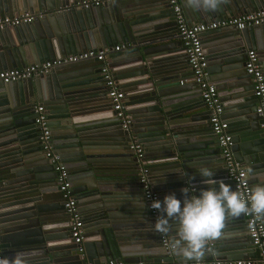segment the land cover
Masks as SVG:
<instances>
[{
  "label": "water",
  "instance_id": "1",
  "mask_svg": "<svg viewBox=\"0 0 264 264\" xmlns=\"http://www.w3.org/2000/svg\"><path fill=\"white\" fill-rule=\"evenodd\" d=\"M80 0H0V16L38 13L29 23L0 29V70L54 60L86 49H110L105 61L123 91L130 118L121 127L106 96L95 60L53 66L47 72L4 83L0 80V246L3 257L22 254L26 264H80L109 259L126 263L226 264L258 251L247 237L243 215L229 218L225 238L211 242L201 261L170 250L176 224L162 246L153 230L140 168L163 202H183L208 187L198 171L232 187L208 121L209 111L191 80L167 0H108L81 7ZM187 22H205L264 10V0H228L214 12L194 11L179 0ZM211 32L207 77L229 117L232 155L251 188L264 184V136L256 98L244 72L245 53L254 49L264 75V21L243 29ZM188 68V70H187ZM47 119L52 151L67 170L70 193L82 220L80 243L70 236L69 215L57 199L54 164L38 139L35 106ZM142 147L140 158L128 147ZM78 247L82 251H78Z\"/></svg>",
  "mask_w": 264,
  "mask_h": 264
},
{
  "label": "built area",
  "instance_id": "2",
  "mask_svg": "<svg viewBox=\"0 0 264 264\" xmlns=\"http://www.w3.org/2000/svg\"><path fill=\"white\" fill-rule=\"evenodd\" d=\"M108 0H80L77 4L81 7L99 6ZM172 16L173 23L176 29V36L180 40L184 53L187 58L188 67L192 73L191 80L199 89V96L204 104V107L209 111V126L216 138L222 160L225 164L226 175L231 180L233 189L239 191L241 195H246L251 191L248 178L245 175L246 170L240 166L234 159L231 146V135L227 131V123L221 118L222 106L216 94L215 85L212 84L207 77V60L202 48L200 34L205 31L222 28L233 27L235 29H243L247 26H255L264 21V10L255 12L243 13L233 17H226L218 20H210L205 22L189 23L186 20L184 11L179 0H167ZM38 13L24 11L15 15L0 16V29L8 26H16L21 23L31 22ZM123 45H115L110 51H117ZM108 49H86L79 53H74L69 56H64L54 60H45L38 63L27 64L21 67L6 68L0 70V80L4 83L28 78L32 75L47 72L53 66L61 65L69 62H77L82 60H95L100 64V74L106 86V96L111 104V109L114 111L115 117L120 121L121 127L127 129L130 124V118L124 110L123 97L124 93L118 87L117 83L110 72V69L105 61ZM244 72L249 76L252 84L253 94L256 98L255 113L260 118L259 127L264 136V75L258 62V56L254 49H249L245 53ZM36 117L35 123L40 127L38 139L44 149V154L54 164V170L57 171V184L60 198L63 203L65 212L69 215L70 220V236L74 243H80L82 235V220L75 208V201L70 193L69 181L67 180V170L63 163L59 161L58 154L52 151V146L49 141V131L47 127V119L41 105L35 106ZM136 158H140L142 147L135 142L128 146ZM145 169L140 168L139 182L143 190L144 200L147 204V209L150 217L155 224L156 218L161 213L150 207L153 200H158L156 194L150 189L149 182L146 178ZM246 234L252 245L258 251L257 261L259 264H264V221L262 218H257L254 215H243ZM159 236L162 246L168 247L169 240L167 235L156 232ZM78 251H82L78 247ZM0 257H3V250L0 246ZM226 264H252L253 259L247 257L238 260H226ZM217 264L220 261H216ZM80 264H95L84 261ZM96 264H161L160 262H144L126 263L118 260L109 259Z\"/></svg>",
  "mask_w": 264,
  "mask_h": 264
},
{
  "label": "clouds",
  "instance_id": "3",
  "mask_svg": "<svg viewBox=\"0 0 264 264\" xmlns=\"http://www.w3.org/2000/svg\"><path fill=\"white\" fill-rule=\"evenodd\" d=\"M228 0H185L186 6L194 11L214 12ZM207 179L204 183L218 185L208 187L198 195L189 196L188 189L183 202L175 194H168L163 202L153 200L150 207L159 211L153 230L167 235L176 224V233L170 242V250L185 260L201 261L209 251L211 242L225 238L226 222L229 218L254 215L264 219V184L254 186L246 195L223 180L213 179V169L202 166L198 169ZM251 174V169L245 175ZM0 264H26L22 254L14 257H0Z\"/></svg>",
  "mask_w": 264,
  "mask_h": 264
},
{
  "label": "crops",
  "instance_id": "4",
  "mask_svg": "<svg viewBox=\"0 0 264 264\" xmlns=\"http://www.w3.org/2000/svg\"><path fill=\"white\" fill-rule=\"evenodd\" d=\"M9 15H11V14H9ZM177 37V36H176ZM211 37H212V34H211V32H209V33H207V34H204V36H201L200 35V40H201V44H202V48H203V50H204V53H205V55L207 56V52H206V50L207 49H209V47L211 46L210 45V43H211ZM118 45V44H117ZM187 70H188V68H187ZM121 90V89H120ZM222 120L223 121H225L226 123H228V120H229V117H227V115H226V118L225 117H222ZM209 125V124H208ZM248 178V177H247ZM248 182H249V178H248ZM232 185V184H231ZM249 185H250V187H251V184H250V182H249ZM232 189H233V186H232ZM252 189V188H251ZM234 190V189H233ZM57 195V199H59V193H57L56 194ZM263 221H264V219H263Z\"/></svg>",
  "mask_w": 264,
  "mask_h": 264
},
{
  "label": "flooded vegetation",
  "instance_id": "5",
  "mask_svg": "<svg viewBox=\"0 0 264 264\" xmlns=\"http://www.w3.org/2000/svg\"><path fill=\"white\" fill-rule=\"evenodd\" d=\"M58 193H59V192H58ZM59 199H60V201H62L61 198H60V194H59ZM69 222H70V220H69Z\"/></svg>",
  "mask_w": 264,
  "mask_h": 264
}]
</instances>
